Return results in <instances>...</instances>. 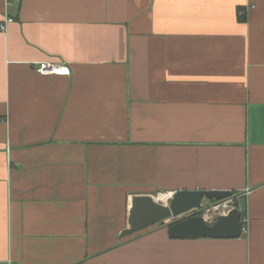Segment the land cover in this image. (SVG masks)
<instances>
[{
  "label": "crops",
  "instance_id": "1",
  "mask_svg": "<svg viewBox=\"0 0 264 264\" xmlns=\"http://www.w3.org/2000/svg\"><path fill=\"white\" fill-rule=\"evenodd\" d=\"M184 190L241 235L121 237ZM0 264H264V0H0Z\"/></svg>",
  "mask_w": 264,
  "mask_h": 264
},
{
  "label": "water",
  "instance_id": "2",
  "mask_svg": "<svg viewBox=\"0 0 264 264\" xmlns=\"http://www.w3.org/2000/svg\"><path fill=\"white\" fill-rule=\"evenodd\" d=\"M231 191L184 190L177 191L167 203L154 196H138L132 200L128 227L121 232L126 237L143 231L158 223L167 222L172 237H239L242 233V214L234 208L221 215L214 223H208L202 215L203 201H223L231 198Z\"/></svg>",
  "mask_w": 264,
  "mask_h": 264
},
{
  "label": "built area",
  "instance_id": "3",
  "mask_svg": "<svg viewBox=\"0 0 264 264\" xmlns=\"http://www.w3.org/2000/svg\"><path fill=\"white\" fill-rule=\"evenodd\" d=\"M12 0H7L10 3ZM14 21L13 17H6V19L1 24V29L5 30L7 25ZM36 71L42 75H67L70 73L69 67L65 65L55 64L51 62H40L36 64ZM174 193H158L155 198L162 203H167L168 198ZM235 208L233 200L228 198L223 201L215 202L210 205L208 208H205L203 217L206 221H210L219 215H226L232 209Z\"/></svg>",
  "mask_w": 264,
  "mask_h": 264
}]
</instances>
